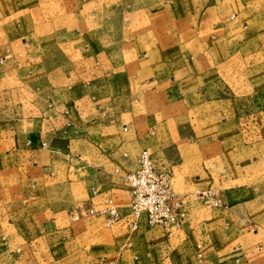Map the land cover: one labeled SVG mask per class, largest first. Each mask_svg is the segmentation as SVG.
Wrapping results in <instances>:
<instances>
[{
    "label": "crops",
    "instance_id": "1",
    "mask_svg": "<svg viewBox=\"0 0 264 264\" xmlns=\"http://www.w3.org/2000/svg\"><path fill=\"white\" fill-rule=\"evenodd\" d=\"M142 149L178 231L128 230ZM0 264H264V0H0Z\"/></svg>",
    "mask_w": 264,
    "mask_h": 264
},
{
    "label": "built area",
    "instance_id": "2",
    "mask_svg": "<svg viewBox=\"0 0 264 264\" xmlns=\"http://www.w3.org/2000/svg\"><path fill=\"white\" fill-rule=\"evenodd\" d=\"M45 145V143H43ZM126 156V153H123ZM128 195V230L134 232L140 216L145 214L150 226L164 230L178 231L182 228L183 201L175 193L170 181L169 171L158 169L148 150L142 149L137 156V167L125 175ZM95 194L96 190H92ZM206 202L213 206H222L219 198L205 194ZM73 220L84 217H101L106 226L121 219L119 207L111 197H107L100 207L78 204L70 212ZM19 252V249H17Z\"/></svg>",
    "mask_w": 264,
    "mask_h": 264
},
{
    "label": "rangeland",
    "instance_id": "3",
    "mask_svg": "<svg viewBox=\"0 0 264 264\" xmlns=\"http://www.w3.org/2000/svg\"><path fill=\"white\" fill-rule=\"evenodd\" d=\"M216 121H217V119H216ZM219 122V121H218ZM223 132H217V133H215L214 135L215 136H219L220 134H222ZM74 192H78V190H74ZM79 198H81V196L80 195H78L75 199H79Z\"/></svg>",
    "mask_w": 264,
    "mask_h": 264
}]
</instances>
